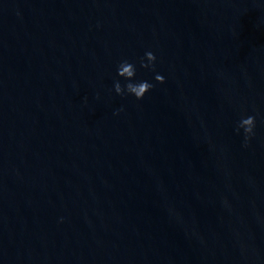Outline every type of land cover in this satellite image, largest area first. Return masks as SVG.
I'll use <instances>...</instances> for the list:
<instances>
[{
	"label": "water",
	"instance_id": "water-1",
	"mask_svg": "<svg viewBox=\"0 0 264 264\" xmlns=\"http://www.w3.org/2000/svg\"><path fill=\"white\" fill-rule=\"evenodd\" d=\"M0 264H264V0H0Z\"/></svg>",
	"mask_w": 264,
	"mask_h": 264
},
{
	"label": "clouds",
	"instance_id": "clouds-1",
	"mask_svg": "<svg viewBox=\"0 0 264 264\" xmlns=\"http://www.w3.org/2000/svg\"><path fill=\"white\" fill-rule=\"evenodd\" d=\"M156 63V54L150 49L146 50L143 56L138 59L120 60L115 67V79L111 91L121 98L130 97L135 101H142L156 85H163L165 83L164 75L155 70ZM138 68L153 73L152 78H139L137 75ZM121 111H123V107L114 112L113 115H118ZM258 116V113L248 114L242 111L239 119L236 121L234 131L237 135L242 136V146L245 148L249 146L250 141L255 136Z\"/></svg>",
	"mask_w": 264,
	"mask_h": 264
}]
</instances>
